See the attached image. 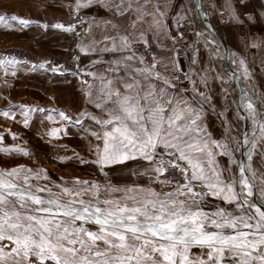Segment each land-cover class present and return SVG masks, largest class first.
Here are the masks:
<instances>
[{
    "label": "snow or ice",
    "instance_id": "6c2138e0",
    "mask_svg": "<svg viewBox=\"0 0 264 264\" xmlns=\"http://www.w3.org/2000/svg\"><path fill=\"white\" fill-rule=\"evenodd\" d=\"M240 4L244 5L245 0H240ZM95 5L116 17H124L131 11L137 13L136 19L128 25L112 19L105 21L106 27L111 25L117 31L115 35L104 37L111 44H106L99 52L113 56L93 62L107 65L103 73H82L91 75L94 81L98 79L100 88L94 95L89 85L85 91V108L78 113L75 122L83 124L84 120H91L94 127L85 129V134L101 143L89 145L94 161L79 154L76 157L81 164L97 165L98 171L107 177L106 182L101 184L79 177L66 181L59 177L60 183L55 184L46 169L33 172L17 166L0 170V264H264V168L257 171L251 163L257 152V133H253L251 140L245 133L242 140L236 141L245 148L247 156L246 161H233L238 164V173L219 169L216 153L201 140L206 129L199 122L205 114L200 101L211 99L207 75H200L206 90L200 91L190 73L177 66L178 52L169 64H161L155 54L149 61L137 51L136 45H143L151 53L150 38L143 31L135 39L128 33L129 26L134 28L144 16L154 15L145 10V5H134L132 0H75L69 7L78 23L57 22L52 27L75 32L86 23L80 19L81 10ZM165 7L171 10L172 5ZM176 7L181 11L175 14L177 27L173 35L167 11L161 10L159 4L154 5L164 19L166 35L173 42L185 38L182 29L186 26L181 21L187 20L183 12L185 6ZM195 7L203 9L204 5L197 0ZM208 7L216 10L215 0H210ZM219 8L220 15L224 16L227 10L229 22L237 26L254 19L251 13L238 10L232 0H225ZM203 16L207 20L208 12L204 11ZM8 21L18 22L21 28L38 23L16 14H0V23ZM193 23L189 21L188 26ZM153 26L159 29L160 22L150 28ZM48 27L43 24V28ZM207 27L215 31L210 23ZM197 34L203 35V32ZM206 43H215V40ZM186 44L187 41L181 47ZM77 47L85 54L97 53V49L89 45L78 44ZM198 53L194 42L193 64ZM75 60L78 62L79 57ZM19 63L14 56L0 59V65ZM240 64L244 76L250 78L251 70L243 59ZM33 67L60 74L67 71L61 64L46 59ZM78 71L77 63V71L72 74ZM181 76L192 84L191 102L177 95L189 91L178 87ZM232 76L239 80L235 71ZM158 82H162L163 87ZM261 104L264 100L241 90L238 106L247 109L245 118L252 117L259 136L264 138ZM88 105L98 111H89ZM16 108L21 109L25 126L29 125L34 112L46 113L49 121H54L53 114L66 123L73 121L64 111L29 105H9L2 115L9 117ZM11 118L15 120L14 115ZM62 131V128H52L49 135L55 137ZM12 135L15 139V134ZM3 139L4 135L0 134V142ZM231 142L229 137L228 143L214 140L212 145L223 149L221 154L231 158L235 152L228 147ZM16 151L29 154L22 148ZM193 152L204 153L205 157L193 156ZM259 153L264 156V140ZM137 156L147 164L143 173L137 170L133 175H147L150 181L147 186L136 182L113 183L104 171L107 166ZM33 179L48 182L33 185ZM153 183L161 188L170 187L171 191H157L151 186ZM62 196L67 198L62 201ZM210 197L222 198L229 206L209 207Z\"/></svg>",
    "mask_w": 264,
    "mask_h": 264
},
{
    "label": "crops",
    "instance_id": "0c3cea01",
    "mask_svg": "<svg viewBox=\"0 0 264 264\" xmlns=\"http://www.w3.org/2000/svg\"><path fill=\"white\" fill-rule=\"evenodd\" d=\"M195 1L147 0V4H145V0H132L134 5H145V10L154 13V15L144 16L142 21H137L134 28L129 26L128 33L135 39L143 31L150 38L152 54H155L157 59L161 61V64H169L171 58L178 52L179 62L177 66L185 72L190 73L191 78L196 80V87L200 91H206L200 80V75L206 73L209 89L208 95H210L211 99L207 102L200 101L205 108V114L199 122L206 129V134L202 135L201 140L206 141L208 146L216 153L215 160L218 163L219 169L227 168L235 173L231 158L222 155L223 149L215 148L212 145V141L217 140L221 143H228V138H232L229 126L234 129L236 121L241 125L242 130H244L245 126L246 133L248 132V127L253 123V119L252 117L245 118L247 109H241L238 106V99L242 89L246 90L250 96L264 100V16H261V12H264V0H245L244 5L240 4V0H232V3L236 5L238 10L251 13L254 17L252 21L245 20L243 26H237L234 22H229L227 10L224 16L220 15L219 6L225 3V0H215L217 5L216 10L208 7L210 0H200L199 3L204 5L203 9L196 8ZM74 3L75 0H0V14H16L33 21H38V23H32L25 28H21L18 22L15 21H8L7 24H3L6 27L12 28L15 36L23 37V39L19 40V45H27L28 42L30 48L58 53L65 49L69 32L56 29L52 25L60 22V19L71 8L69 5H73ZM156 4L160 5L161 10L167 11L173 35L177 27L175 14L181 11L176 5L183 4L185 6L183 12L187 16V20L181 21L182 24L187 26L189 21L194 22L193 27L187 31L185 38L181 39V44L176 49L171 50L168 48V44L172 39L166 35L164 19L155 11L154 5ZM168 4L172 5L171 10L165 7ZM189 8L193 10H189ZM204 11L208 12L207 22H204L203 15H201ZM136 15V12L131 11L124 17H116L113 13L108 12L99 5L82 9L81 16L86 21V33L81 44L96 48L97 53L85 54L81 52L79 71H89L97 74L103 73L107 65L93 62L98 59L107 60L112 58V53H100L99 50L104 48L106 44L108 46L111 44L110 41L104 40V37L115 35L117 31L112 29L111 25H107L106 27L105 21L112 19L128 25L131 20L136 19ZM242 18L244 17L242 16ZM157 21L160 22L159 29L154 26L150 28V25H154ZM45 23L49 25L47 29L43 28V24ZM209 23L214 26L215 31L207 27ZM89 25H91V31H88ZM195 25L198 27L197 32ZM199 32H203V35H198L197 33ZM213 39L215 43H206V41L210 42ZM185 41H187L186 46L181 47V45L185 44ZM194 42L199 48V53L195 56L196 62L193 64ZM241 59L244 60L251 70L250 78L244 76L243 66L240 64ZM160 70L163 72V67H160ZM233 71L237 73L239 80L232 76ZM88 78L86 88L83 89L78 74L61 75L50 72L39 76L31 74L30 80L34 83V86L31 88L33 94L31 93L30 106H42L38 101L37 93H45L46 98L49 100L48 108L51 106L52 109L64 111L65 113L66 108L74 111V115H71L73 121L71 123L63 122L65 129L70 130L72 128L83 132H85V129L90 130L94 127L91 120L86 119L83 121V124L75 122L78 113L85 108V91L89 88V85L92 86L94 95L97 94L100 88L98 79L94 81L91 75H88ZM158 83L159 86L163 87L162 82ZM178 87L189 89L187 93L178 92L177 95H183L189 98L191 102L192 84L184 76H181ZM87 107L91 112L98 111L91 105ZM259 108L264 111V104L259 105ZM33 115H36V112ZM230 116L233 119H230ZM253 129V133H259L256 124H254ZM87 138L89 137L87 136ZM92 139L93 143L91 144L101 143L93 137ZM249 139H253V135ZM89 140L91 139L89 138ZM240 140H242V136ZM262 140L264 138L257 140V152L253 155V160L251 161L253 168L257 171L264 168V156H261L259 153ZM87 145H90V142ZM232 146L233 138L232 142L228 144L229 148ZM193 156L203 159L205 154L193 152ZM141 161L143 162V159L137 156L135 159H130L123 163ZM223 174L226 175L227 173ZM257 183H259V180ZM219 203L223 206L226 204L222 198H209V207H213Z\"/></svg>",
    "mask_w": 264,
    "mask_h": 264
},
{
    "label": "rangeland",
    "instance_id": "374dc122",
    "mask_svg": "<svg viewBox=\"0 0 264 264\" xmlns=\"http://www.w3.org/2000/svg\"><path fill=\"white\" fill-rule=\"evenodd\" d=\"M63 18L60 19V23H63ZM21 39H23V37L15 36L12 28L6 27L3 23H0V51L17 50L31 54L39 53L45 56H61L67 49L69 34L66 40L65 49L58 53H51L30 48L28 42L27 45H19V40ZM138 48H142L143 52L139 53L143 54L149 61H151L152 52L149 53L146 51L142 45L136 46L137 51ZM49 72L53 73L51 71L34 68L33 65L22 61L15 66L0 65V134L4 135L3 141L0 142V170H9L13 167L24 166L32 169L33 172L39 169H46L48 177L55 184L60 183L58 179L59 177H62L66 181L79 177L90 181H99L103 184L106 182L107 177L98 171V166L94 163L81 164L79 159L76 157V154H79V156H82L89 161L95 160V156L89 151V145H87L88 142H90V144L93 143V139L90 134L86 135L85 132L72 128H70V130L65 129L63 119L55 116V114H53L54 121H49L46 113L36 112V115L32 114V118L28 126L23 124V116L21 114V109L19 108H16L9 117H4L2 115V112L7 110L9 105L30 106L31 93L33 94L31 88L34 86V83L30 80V75L36 74L39 76ZM13 73H15V75H13ZM82 73L83 72L80 71L77 72L80 78L81 75L85 76ZM57 74L60 73L57 72ZM37 96L39 103L42 105L39 106V108L52 109L51 106L48 108L49 100L46 98L45 93H37ZM66 114L69 116L74 115V111L66 108ZM12 115L15 116V120L11 118ZM231 116L230 119H233ZM237 122L238 121L234 123V129L229 126L230 133L233 138V146L231 149H235L234 156L231 157L235 173H238V164L233 161H242V147L236 143V141L240 140L241 136L243 137V130L241 125ZM253 127L254 123L250 124L248 127L247 135L249 138L253 135ZM52 128H62L64 131L54 137L49 135ZM12 134H15V139ZM87 136L91 140H89ZM260 138L261 137L258 133L256 136V142L257 140H260ZM9 147L12 148L11 151L4 150ZM16 148H22L29 154L25 155L23 152L16 151ZM246 160L247 156L245 153V161ZM146 164L147 162L145 161L118 163L105 167L104 171L108 172L113 183L119 181L120 183L132 184L133 182H136L147 186L150 183L147 175H133V173L137 170L143 173V167L146 166ZM21 175L24 174L22 173ZM9 179L13 178L10 177ZM16 182L19 183V181ZM47 182L48 181L44 179L39 181L33 179L31 181L33 185L38 183L46 184ZM151 186L157 191H171L170 187L161 188L159 185L154 183ZM66 198L67 197L62 196L61 200L63 201ZM216 206L225 207L229 205L225 204L223 206L219 203L215 204L213 207ZM88 226L93 227L92 225ZM93 230L95 229L93 228ZM196 250L197 249H193V251Z\"/></svg>",
    "mask_w": 264,
    "mask_h": 264
},
{
    "label": "built area",
    "instance_id": "2783aa9c",
    "mask_svg": "<svg viewBox=\"0 0 264 264\" xmlns=\"http://www.w3.org/2000/svg\"><path fill=\"white\" fill-rule=\"evenodd\" d=\"M81 20H83L82 16L80 17ZM84 21V20H83ZM77 22L75 20V17L73 15V9L70 8L66 14V16L63 18V23L65 25L69 23ZM78 23V22H77ZM193 27V24L191 26H186L183 31H185V35L189 29ZM79 33V35H77ZM86 33V27L85 24L83 26H78L75 30V32H69V39L67 42V49L65 53L61 56H45L43 54H31L28 52L23 51H17V50H3L0 51V59L4 58H11L16 57L17 60H20L22 62L28 63L30 65H37L41 62H43L45 59L52 61L54 63H59L63 66L64 69L67 71L64 72L65 75L73 73V71H77V63L79 64V61L77 62L75 58L78 56L80 57V51L77 47L78 44H80L81 37H84ZM181 44V39H177L175 42L173 40L170 41L168 44L169 49H176ZM138 52H143L142 48H138ZM82 81L88 82V76H82L80 78L81 87L85 88L87 83H82Z\"/></svg>",
    "mask_w": 264,
    "mask_h": 264
},
{
    "label": "water",
    "instance_id": "95a60500",
    "mask_svg": "<svg viewBox=\"0 0 264 264\" xmlns=\"http://www.w3.org/2000/svg\"><path fill=\"white\" fill-rule=\"evenodd\" d=\"M196 3H197V0L195 1ZM199 2H200V0H199ZM201 15H203V13H201ZM203 17V19H204V22H207V20H205V17L204 16H202ZM201 17V18H202ZM196 26V32L198 31V27H197V25H195ZM240 95H241V92H240ZM239 100V99H238ZM245 116V115H244ZM246 133V127L244 126V130H243V136H244V134ZM242 139H243V137H242ZM244 154H245V148H242V156H241V158L244 156Z\"/></svg>",
    "mask_w": 264,
    "mask_h": 264
},
{
    "label": "bare ground",
    "instance_id": "6f19581e",
    "mask_svg": "<svg viewBox=\"0 0 264 264\" xmlns=\"http://www.w3.org/2000/svg\"><path fill=\"white\" fill-rule=\"evenodd\" d=\"M224 48H225V46H224ZM245 153H246V150H245ZM242 161H245V154H244V156L242 157Z\"/></svg>",
    "mask_w": 264,
    "mask_h": 264
}]
</instances>
